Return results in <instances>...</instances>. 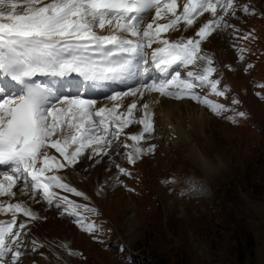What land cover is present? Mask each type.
<instances>
[{
	"label": "snow or ice",
	"instance_id": "obj_1",
	"mask_svg": "<svg viewBox=\"0 0 264 264\" xmlns=\"http://www.w3.org/2000/svg\"><path fill=\"white\" fill-rule=\"evenodd\" d=\"M258 14L264 17L245 0H0V213L10 215L0 220V264H21L28 254L22 249L44 247L37 238L29 239V224L40 217L16 200L18 194L57 209L67 204L61 214L83 223L86 218L75 211L80 205L55 190L85 194L66 183L60 170L75 166L91 148L87 159L100 163L108 156L106 170L114 166L119 180V175L131 172L116 163L112 151L133 165L145 152L155 151V144L142 146L156 132L150 102L141 103L146 94L188 98L223 113L226 105L197 92L208 88L223 97L229 91L219 88L221 80L213 78L217 69L201 53V45L225 29L237 42L249 39L251 30L242 35L229 21ZM182 26L192 35L184 36ZM166 33L181 34L171 40ZM239 51L243 61L245 49ZM73 73L110 87L106 99L111 106L97 108L95 99L80 94L60 98L52 87L34 79ZM12 84L22 86V94H8ZM112 85L127 90L116 91ZM88 86L95 88L94 83ZM128 97L133 99L125 106ZM230 119L235 122V117ZM134 125H142V130L125 132ZM18 217L27 219L18 222ZM85 230L95 232L96 226L88 224Z\"/></svg>",
	"mask_w": 264,
	"mask_h": 264
},
{
	"label": "rangeland",
	"instance_id": "obj_2",
	"mask_svg": "<svg viewBox=\"0 0 264 264\" xmlns=\"http://www.w3.org/2000/svg\"><path fill=\"white\" fill-rule=\"evenodd\" d=\"M245 3L264 13V0ZM229 22L242 35L249 30L252 35L237 42L225 29L216 31L215 42L208 38L201 46L217 69L213 78L221 80L219 88L229 91L219 97L208 88L197 89L226 110L216 114L188 98L192 107L183 99L155 96L156 122L169 125L172 138L155 132L142 143L144 148L155 144V151L145 152L134 165L112 151L116 163L133 174L119 180L114 166L106 170L108 156L96 163L87 159V149L69 167L74 177L62 171L65 182L85 195L57 189L80 205L75 211L86 219L78 223L61 214L67 204L54 210L39 202L43 213L30 234L44 247L22 249L28 256L21 264H37L45 259L41 253L47 258L43 264H264V17ZM240 48L245 49L243 61ZM176 102L182 104L180 112L172 105ZM141 130L142 125H134L125 132ZM88 224H95V232L85 230Z\"/></svg>",
	"mask_w": 264,
	"mask_h": 264
},
{
	"label": "bare ground",
	"instance_id": "obj_3",
	"mask_svg": "<svg viewBox=\"0 0 264 264\" xmlns=\"http://www.w3.org/2000/svg\"><path fill=\"white\" fill-rule=\"evenodd\" d=\"M178 2H183V0H178ZM154 15V12L152 13ZM207 15V14H206ZM152 18V15H149L148 16V19L151 20ZM181 31L183 33L184 36H191L192 35V31L189 30V31H183V26L181 28ZM220 32V31H218ZM216 32H214L212 35L209 36V39H213L214 37V42H215V38H217V36H214ZM181 33H166L164 35H166L169 39L171 40H175ZM208 39V40H209ZM207 40V41H208ZM206 42H203L202 43V47L203 45H205ZM155 47V45L153 46ZM151 49H148V51H150ZM201 63V62H200ZM192 66H189V68L191 69ZM171 74H174V71H172ZM48 80L50 82H53V84L59 88L60 92V96L63 98L64 96H67V94L69 95V97L71 96H74L75 94H83V95H87L89 97H98L97 94L94 92V88H90L88 86V84H79L77 81H70V80H66V79H61V78H54V77H49ZM115 87H120L121 90L120 91H125L127 90L126 88L122 87V86H114L113 88ZM7 92H9L11 95H19L21 94V90L19 87H17L15 84H12L10 90H6ZM106 94H109V93H106ZM106 94L105 96L103 97H98V99H103L104 97H106ZM150 94H146L145 96H149ZM152 97L151 99H148L147 102H150L152 101L153 98H155V96L159 95L158 93H151ZM162 98V97H161ZM133 98L131 97H128L125 99L124 101V104L125 106H127L128 103H130V101L132 100ZM156 99V98H155ZM169 101V100H168ZM144 102V101H143ZM142 102V103H143ZM183 103L184 105L188 106V107H192L193 105H191V102L186 100V99H183ZM174 106L175 109H178V111L180 112V107H182V104L181 102H176L174 104H172ZM155 107H156V110L158 108V105L156 106V102L153 103V109H154V121H155V125H156V133L157 135L159 136L160 138V135H162V137H171L172 138V134L175 132L169 125L165 124V122H156V118H155ZM138 131V130H137ZM50 154L52 155H56L57 157H59V153H57L55 151V149H50ZM105 158V157H104ZM104 160V159H103ZM103 160L101 162H103ZM107 161V159H105ZM62 171H69L71 173V177H74V174H73V171L69 169V167L65 168V169H62L60 170V172L58 173L59 175H62ZM106 179L105 177H103V180ZM21 187L20 185H17V188ZM5 200H7V198H3ZM16 200H20V201H23L24 203H26L28 206L30 205V207L32 208V205L31 204H34L33 206H37L39 207V204L38 203H33V201L31 199H25V196H20L18 194V196L16 197ZM12 202H16L15 200H13ZM39 210H40V213L42 214V210L40 209L39 207ZM2 213H0L1 215ZM10 216V215H8ZM20 219H27V218H23V217H18V222L20 221ZM37 222V221H36ZM37 237V236H36ZM66 242V241H65ZM51 249V248H50ZM53 252V250H51ZM59 254V253H58ZM41 256H44L45 259H43L44 261H47L46 259V255L44 253H41L40 254ZM41 260L40 262H38L39 264H43ZM38 261V260H37ZM37 263V264H38ZM32 264H36L35 262L32 263Z\"/></svg>",
	"mask_w": 264,
	"mask_h": 264
},
{
	"label": "trees",
	"instance_id": "obj_4",
	"mask_svg": "<svg viewBox=\"0 0 264 264\" xmlns=\"http://www.w3.org/2000/svg\"><path fill=\"white\" fill-rule=\"evenodd\" d=\"M128 253V255H131L129 252H127Z\"/></svg>",
	"mask_w": 264,
	"mask_h": 264
}]
</instances>
